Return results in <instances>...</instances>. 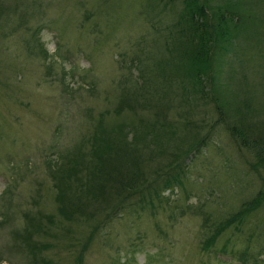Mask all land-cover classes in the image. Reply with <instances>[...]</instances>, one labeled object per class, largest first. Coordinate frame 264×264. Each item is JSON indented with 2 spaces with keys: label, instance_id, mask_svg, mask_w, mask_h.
Wrapping results in <instances>:
<instances>
[{
  "label": "rangeland",
  "instance_id": "374dc122",
  "mask_svg": "<svg viewBox=\"0 0 264 264\" xmlns=\"http://www.w3.org/2000/svg\"><path fill=\"white\" fill-rule=\"evenodd\" d=\"M239 2H247V21H252L229 45H221L223 52L215 49L214 82L226 104L241 97L257 103L255 117L264 126V0ZM0 6V264H31L11 231H21L24 211L34 216L37 210L55 211L45 162L92 138L98 126L115 128L129 120L126 110L116 117L113 107L120 83L132 82L138 73L130 58L140 59L145 85L159 84L152 63L164 54V26L173 19L160 6L149 9L144 0H0ZM38 41L45 53L37 51ZM176 102L169 97L155 106L168 107L164 116L173 119L183 111ZM208 106L207 118L212 116ZM134 113L146 119L142 110ZM253 161L216 127L184 159L182 184L164 191L165 209L138 216L121 212L86 244L80 264H241V247L257 252L262 245L264 236H257L264 235V206L252 215L256 227L249 225L263 232L252 233L248 242L247 227L224 253L200 250L199 240L204 214L224 216L261 188V172L248 165ZM42 217L48 232L31 237L46 244L43 256L49 264H76L71 241L79 251L84 226L64 221L50 227Z\"/></svg>",
  "mask_w": 264,
  "mask_h": 264
},
{
  "label": "trees",
  "instance_id": "16d2710c",
  "mask_svg": "<svg viewBox=\"0 0 264 264\" xmlns=\"http://www.w3.org/2000/svg\"><path fill=\"white\" fill-rule=\"evenodd\" d=\"M144 1L149 9L160 6L159 10H167L173 19L164 26V54L152 63L160 83L145 85L137 67L140 59L130 58L129 64L138 73L132 82L120 83L113 107L116 117L126 110L129 120L115 128L102 124L91 133L92 138L45 162L54 189L55 211L43 215L37 210L36 216L24 211L21 231H11L31 264L50 263L41 253L46 244L31 237L48 232L49 227H43L41 222L42 216L50 227L58 228L64 221H76L84 226L79 251L76 241H71L76 251L74 262L80 264L86 244L121 212L132 211L138 216L140 212L154 214L165 209L164 204L169 200L163 193L182 184L187 167L184 159L192 150H199L218 126L235 148L251 154L254 161L248 165L254 172L257 169L261 172L258 177L261 188L224 216L210 218L204 214L199 248L224 253L228 244L231 248L235 245L236 237L246 227L247 242L252 233L263 232L259 227L249 230L251 221L254 227L258 221L252 218L253 213L264 206V126L255 117L259 108L247 97L226 104L224 94H219L215 85L211 62L215 49L223 52L221 45H229L242 27L245 29V23L252 21H247L249 5L246 2L244 6L239 0ZM2 11L0 6V15ZM38 45L37 51L45 53L42 43L38 41ZM169 97H175L176 104L183 109L176 111L173 119L164 116L168 107L155 106ZM205 105L211 106V117L207 118ZM137 110L144 112L145 120L136 116ZM181 209L184 210L180 206ZM167 211L170 218L174 217V209ZM258 235L257 238L264 236ZM262 242L257 252L250 251L251 246L247 245L239 249L241 264H264Z\"/></svg>",
  "mask_w": 264,
  "mask_h": 264
}]
</instances>
